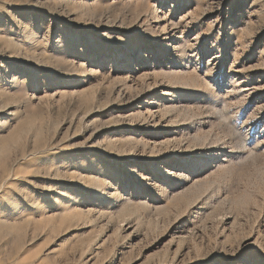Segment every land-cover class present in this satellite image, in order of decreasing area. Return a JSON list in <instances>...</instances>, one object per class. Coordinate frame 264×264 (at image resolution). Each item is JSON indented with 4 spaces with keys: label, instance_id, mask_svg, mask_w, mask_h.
I'll return each mask as SVG.
<instances>
[{
    "label": "rangeland",
    "instance_id": "374dc122",
    "mask_svg": "<svg viewBox=\"0 0 264 264\" xmlns=\"http://www.w3.org/2000/svg\"><path fill=\"white\" fill-rule=\"evenodd\" d=\"M3 174L0 264H264V0H0Z\"/></svg>",
    "mask_w": 264,
    "mask_h": 264
},
{
    "label": "bare ground",
    "instance_id": "6f19581e",
    "mask_svg": "<svg viewBox=\"0 0 264 264\" xmlns=\"http://www.w3.org/2000/svg\"><path fill=\"white\" fill-rule=\"evenodd\" d=\"M17 90V89H16ZM16 92V91H15ZM18 93H20L21 91H17ZM16 92V93H17ZM17 95V94H16ZM19 96V95H18ZM19 97H21V101L24 103V104H28V100H26L25 98H23V95L21 94ZM18 98V97H17ZM19 99V98H18ZM221 153V151L218 153V157L216 158L217 159V161H216V163H218V165L216 164V166H221L225 161H224V156H225V154L224 155H222V154H220ZM226 159V158H225ZM5 174H3V175H1L0 176V180L3 182V181H5L6 180V178H5ZM7 179H8V176H7ZM4 186V182L3 183H1V185L0 186ZM1 190V189H0ZM1 226V225H0ZM7 226V225H6ZM5 226V227H6ZM2 227H4V226H2ZM1 228V227H0ZM2 230H6V229H2Z\"/></svg>",
    "mask_w": 264,
    "mask_h": 264
}]
</instances>
